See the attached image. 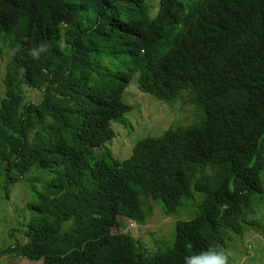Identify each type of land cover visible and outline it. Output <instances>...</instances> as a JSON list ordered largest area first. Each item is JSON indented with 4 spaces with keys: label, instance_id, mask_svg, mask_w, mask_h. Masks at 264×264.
Returning a JSON list of instances; mask_svg holds the SVG:
<instances>
[{
    "label": "trees",
    "instance_id": "trees-1",
    "mask_svg": "<svg viewBox=\"0 0 264 264\" xmlns=\"http://www.w3.org/2000/svg\"><path fill=\"white\" fill-rule=\"evenodd\" d=\"M1 43L11 54L0 177L8 186L32 167L51 176L34 191L27 241L4 253L38 264H186L208 253L198 264H214L232 235L259 228L264 0H159L153 18L145 0H0ZM117 59L125 67L110 69ZM134 77L164 105L194 104L196 122L144 136L118 161L101 147L132 108L122 95ZM149 199L167 216L199 200L164 252L113 232L123 218L144 224Z\"/></svg>",
    "mask_w": 264,
    "mask_h": 264
},
{
    "label": "rangeland",
    "instance_id": "rangeland-1",
    "mask_svg": "<svg viewBox=\"0 0 264 264\" xmlns=\"http://www.w3.org/2000/svg\"><path fill=\"white\" fill-rule=\"evenodd\" d=\"M197 0H185L186 5H191ZM148 5V16L153 18L159 8V0H145ZM61 47L65 48L64 43ZM11 48L7 43L0 44V99L3 97V79L6 68L10 62ZM110 69L120 70L125 65L122 60L108 61ZM29 98H38L37 92H29L22 86ZM136 85L134 77L123 92L122 100L132 106L126 116L120 121H112L111 126L115 132L110 143L102 146L104 150L109 147L112 157L118 161L126 160L138 139L148 135H161L167 128L185 126L193 120L191 104L178 100L173 104H162L151 96L142 93ZM193 121L191 123H194ZM190 123V124H191ZM97 153V152H96ZM97 154L93 155V158ZM51 176L32 167L21 179L5 185L0 177V264H38L25 258H20L4 253L14 245H21L27 241L25 230L30 220L35 216V210L29 205L37 201L34 191L43 188V182ZM264 186V172L261 174ZM152 207L150 216L144 224H136L128 219H120L122 227L113 232H128L139 243L146 253L167 251L174 242L175 223L177 221L191 220L196 211L199 200L183 201L176 214L167 216L160 208V204L152 199L148 200ZM253 208L256 210L259 228L251 229L241 237L232 235L231 240L220 252L224 255L225 264H264V198H255ZM130 223H132L130 225ZM69 223L66 224V226Z\"/></svg>",
    "mask_w": 264,
    "mask_h": 264
},
{
    "label": "clouds",
    "instance_id": "clouds-1",
    "mask_svg": "<svg viewBox=\"0 0 264 264\" xmlns=\"http://www.w3.org/2000/svg\"><path fill=\"white\" fill-rule=\"evenodd\" d=\"M132 223H130L131 225ZM209 255L208 253H201L200 257H188L186 258V264H198L201 257ZM214 264H225V257L222 253L213 254L212 256Z\"/></svg>",
    "mask_w": 264,
    "mask_h": 264
}]
</instances>
